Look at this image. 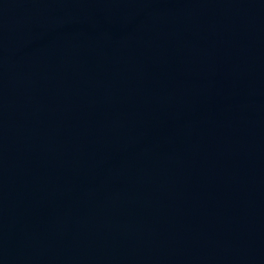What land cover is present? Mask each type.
<instances>
[{
  "label": "water",
  "instance_id": "obj_1",
  "mask_svg": "<svg viewBox=\"0 0 264 264\" xmlns=\"http://www.w3.org/2000/svg\"><path fill=\"white\" fill-rule=\"evenodd\" d=\"M0 264H264V0H0Z\"/></svg>",
  "mask_w": 264,
  "mask_h": 264
}]
</instances>
